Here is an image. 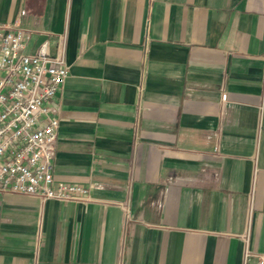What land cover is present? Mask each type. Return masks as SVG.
<instances>
[{
    "label": "crops",
    "instance_id": "crops-1",
    "mask_svg": "<svg viewBox=\"0 0 264 264\" xmlns=\"http://www.w3.org/2000/svg\"><path fill=\"white\" fill-rule=\"evenodd\" d=\"M14 23L64 55L53 178L91 201L0 193V264L264 254V0H0Z\"/></svg>",
    "mask_w": 264,
    "mask_h": 264
},
{
    "label": "built area",
    "instance_id": "built-area-1",
    "mask_svg": "<svg viewBox=\"0 0 264 264\" xmlns=\"http://www.w3.org/2000/svg\"><path fill=\"white\" fill-rule=\"evenodd\" d=\"M29 39L16 23L0 25V193L86 204V187L53 178L55 99L69 75L64 55L49 54L46 44L26 54ZM239 237L242 264H264V254L249 248L248 230Z\"/></svg>",
    "mask_w": 264,
    "mask_h": 264
}]
</instances>
